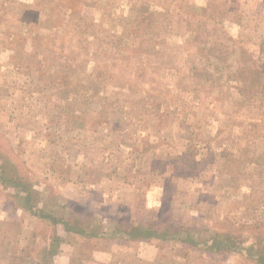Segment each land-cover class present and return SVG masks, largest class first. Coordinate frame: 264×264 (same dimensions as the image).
<instances>
[{"label": "rangeland", "instance_id": "rangeland-1", "mask_svg": "<svg viewBox=\"0 0 264 264\" xmlns=\"http://www.w3.org/2000/svg\"><path fill=\"white\" fill-rule=\"evenodd\" d=\"M261 257L264 0H0V264Z\"/></svg>", "mask_w": 264, "mask_h": 264}, {"label": "trees", "instance_id": "trees-1", "mask_svg": "<svg viewBox=\"0 0 264 264\" xmlns=\"http://www.w3.org/2000/svg\"><path fill=\"white\" fill-rule=\"evenodd\" d=\"M139 230L141 231L142 229H139ZM217 236H219V235H216V237H217ZM257 254L259 255V253H257ZM255 262H260V263L262 262V263H263V262H264V257H261L260 259H256ZM262 263H261V264H262Z\"/></svg>", "mask_w": 264, "mask_h": 264}, {"label": "clouds", "instance_id": "clouds-1", "mask_svg": "<svg viewBox=\"0 0 264 264\" xmlns=\"http://www.w3.org/2000/svg\"><path fill=\"white\" fill-rule=\"evenodd\" d=\"M229 264H231V261H229Z\"/></svg>", "mask_w": 264, "mask_h": 264}]
</instances>
